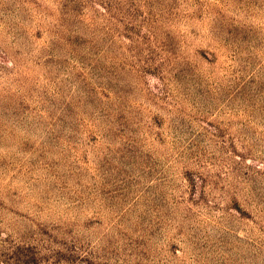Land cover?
Here are the masks:
<instances>
[{"label": "rangeland", "instance_id": "obj_1", "mask_svg": "<svg viewBox=\"0 0 264 264\" xmlns=\"http://www.w3.org/2000/svg\"><path fill=\"white\" fill-rule=\"evenodd\" d=\"M0 264H264V0H0Z\"/></svg>", "mask_w": 264, "mask_h": 264}]
</instances>
